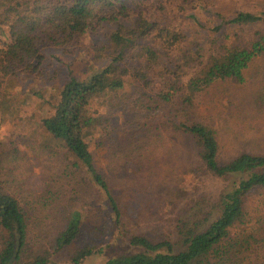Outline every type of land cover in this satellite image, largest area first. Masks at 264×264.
<instances>
[{
    "label": "trees",
    "instance_id": "trees-1",
    "mask_svg": "<svg viewBox=\"0 0 264 264\" xmlns=\"http://www.w3.org/2000/svg\"><path fill=\"white\" fill-rule=\"evenodd\" d=\"M106 23L115 29L96 41ZM245 28H255L252 38L240 33ZM87 39L90 73L76 76L65 65L67 79L41 127L69 155L73 170L83 172L96 203L74 196L58 204L60 227L43 249L38 246L48 236L33 231L27 209L38 210L37 203H23L0 187V264H264V204H247L264 191V153L243 151L222 160L214 126L191 117L210 88L229 80L245 84L247 70L264 58V0H0L3 112L12 108L5 103L12 99L7 90L15 78L47 77L52 61H61L54 52L72 53ZM53 74L57 80L59 72ZM255 74L264 78V68ZM102 96L118 102L114 109L124 111L128 102L154 109L150 123L137 121L132 130L138 143L145 133L154 139L169 132L187 135L205 173L232 180L215 197L201 194L193 207L176 214L177 241L128 228L129 206L92 150L106 147L103 138L113 128L112 123L100 128L99 143L90 137L99 125L95 102ZM260 96L251 102H264ZM0 146L2 169L12 153L9 145ZM57 196L46 190L42 208L54 205ZM78 200L81 207L73 208ZM167 208L173 209L165 203L162 212Z\"/></svg>",
    "mask_w": 264,
    "mask_h": 264
},
{
    "label": "rangeland",
    "instance_id": "rangeland-1",
    "mask_svg": "<svg viewBox=\"0 0 264 264\" xmlns=\"http://www.w3.org/2000/svg\"><path fill=\"white\" fill-rule=\"evenodd\" d=\"M123 1L130 4L133 0ZM113 29L115 26L106 23L100 28L96 41L105 39ZM254 30L245 28L240 33L246 38H252ZM89 48L90 39H87L72 53L54 52L61 61H52L47 77L35 81L25 79L24 76L15 78L7 90L12 99L9 98L5 103H10L12 108H5L3 112V105L0 104V144L9 145L7 151L12 153L0 169V187L23 203L35 201L39 206L38 210H30L27 206L32 212L29 216L33 217V231L37 234L45 232L48 236L40 242L38 248L47 249L51 246L52 233L60 227L59 205L71 203L74 196L96 203L93 189L83 180V172L73 170L69 164V155L41 127V118L51 113L61 82L67 79L65 65L72 66L76 76L90 73ZM104 64L98 62L96 65ZM262 68L264 58L259 66L252 65L247 70L248 80L245 84L229 80L214 85L200 97L197 109L192 111L191 117L207 121L216 129L222 160L234 158L243 151L264 153V102H251L253 97L264 96L261 87L264 86V78L258 74L253 78L254 73L259 70L261 72ZM55 71L59 72L57 80L53 74ZM20 90L22 94L19 95ZM112 100L114 98L102 96L95 102L100 118L96 121L99 123L97 128L93 126L91 129L90 137L95 136L99 143L102 141L100 128L110 123L113 126L111 134L103 138L106 147L96 149L91 143L92 150L97 154L98 167L110 173L115 192L129 206L126 209L130 220L128 228L135 225V230L140 229V232L150 237H168L175 242L178 239L173 223L176 214L193 207L201 194L215 197L232 180L215 178L205 173L197 149L187 135L169 132L161 139H154L145 133V141L138 143V137L135 139L137 134L132 130L136 129L137 121L150 123L154 119V109L135 108L128 102L127 109L122 111L112 107L118 105L116 100ZM159 112L158 117L161 118L163 111ZM149 139H152V143L147 144ZM15 145L19 152L14 156ZM43 145L49 147L44 148ZM2 149L0 146V151ZM49 189L60 199L54 205L42 208L44 195ZM263 198L264 191L257 192L248 200V207L261 208ZM165 203L173 209L167 208L162 212ZM72 207L80 208V201L73 203ZM104 232L110 233L107 230Z\"/></svg>",
    "mask_w": 264,
    "mask_h": 264
}]
</instances>
